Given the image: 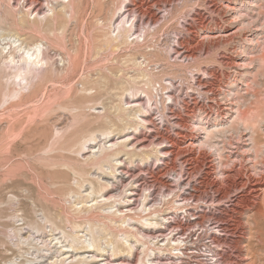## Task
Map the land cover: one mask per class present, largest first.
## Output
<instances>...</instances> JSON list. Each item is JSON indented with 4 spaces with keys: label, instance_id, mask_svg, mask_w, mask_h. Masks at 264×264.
I'll return each mask as SVG.
<instances>
[{
    "label": "rangeland",
    "instance_id": "rangeland-1",
    "mask_svg": "<svg viewBox=\"0 0 264 264\" xmlns=\"http://www.w3.org/2000/svg\"><path fill=\"white\" fill-rule=\"evenodd\" d=\"M67 1L54 2V8L61 11ZM40 2L44 10L52 6L50 3L48 8L45 0ZM121 3L122 0H79L77 20L66 19V26L56 29L55 34L49 29L57 25H48L45 21L40 22L36 32L15 26L13 32L17 37L29 42L42 39L44 48L49 47L54 80L42 82L41 92L24 100L16 94L10 95L18 86L9 78V69L3 70L0 77V264H27L26 261L35 259L37 249H43L46 243L50 244V250H44L40 255L45 253L41 260L46 262L42 264H50L55 250L52 238L62 237L63 230L66 234H74L73 223L80 224L81 229L88 226V222L104 225V233H117L118 230L108 220L100 217L98 210L85 215V212L80 214L72 209L75 204L82 206L87 199L100 198L101 185L115 180L109 170V162L101 166L103 169H98L97 163L90 161L100 156L102 145L109 146L127 138H130L128 143H138V148L131 158L126 153L118 156L126 163L119 172L126 167L125 170L135 175L128 178L123 174L124 184L139 179L143 184L140 189L144 191L151 187V205L161 203L162 193H169L171 189H183L187 193L193 187L199 188L202 196L192 205H198L199 210L205 208L209 217H217L216 225L227 228V233L221 236L224 240L218 246L224 264H264V172H259L262 168L264 171V158L251 162L254 154L247 150L250 148L249 129L242 127L256 126L258 129L260 126L262 131L257 137L259 143H264V0H177L176 3L162 0L160 10L156 6L153 8L158 11L160 20L150 28L151 47L145 51L148 52L147 57L157 62L154 71L159 78L165 79L160 83L168 89L159 91V97L154 90L155 107H152L150 115L156 126L138 130L129 126L133 122L130 118L133 108H127L130 104L125 103L132 100L131 92L126 89L131 86V76L137 75L133 60H129V55L136 49L132 47L131 50L125 44L118 47L112 43L109 46L108 42L110 35L118 32L117 26L122 18L118 19L120 10L117 12V9ZM6 6L7 0H0V10ZM147 6H142L143 11L137 18L140 25L138 34H143L144 27L150 25V7ZM199 12L206 17L204 25L197 19ZM34 16L35 13L31 18ZM191 27H195L194 32L188 30ZM57 36L60 44L54 41ZM5 42L0 33V43ZM175 48L192 54L196 62H192L193 58L183 62L184 59L178 58L180 54L174 53ZM70 58L76 60V67L69 63ZM204 70L216 71V75L202 72ZM199 73L204 82H211L203 93L202 87L195 88ZM156 88H159V83H156ZM169 90L175 101L165 99ZM25 91L28 92L29 88ZM188 96L200 98L199 101L209 105L206 106L209 115L220 112V119L225 124L235 116L234 109L240 107L244 112V121L239 120L232 125L239 131L231 130L224 136L233 145L228 148L230 151H224L222 162H233L224 169L227 177L223 179L218 175L220 168L214 154L206 148H198L204 134L193 127L194 114L186 113V108H183L184 101L189 102ZM155 98L159 101L158 106ZM144 101L148 104L147 97ZM99 106L101 108L95 109ZM168 107L176 112L182 111L187 129L173 123L174 117L169 115ZM212 122L213 119L210 124ZM104 131H109V135H104ZM159 132L169 133L175 138L174 142L162 141L166 151L162 160L153 157L142 162L144 152L152 151L153 142L160 141L157 137ZM238 133H242V140ZM94 135L96 140L92 147L81 151L83 143ZM174 162L177 170L162 171ZM160 170L169 186L158 183L156 176ZM231 181H237L238 187L230 192ZM92 189L94 193L89 198L88 193ZM221 195L225 197L218 198L220 202L213 204L212 199ZM245 196L248 203H243L244 209L237 208L242 200L245 201ZM141 199L137 196L136 208L141 207ZM162 209L169 217L176 216L170 204ZM47 215L56 225L51 227L44 221ZM215 221L208 218L204 222H209V225ZM33 225L39 227V232L33 230ZM168 233L166 231L165 235ZM30 234L35 239L31 244L25 241ZM196 243L203 248L206 238ZM129 260H132L130 264H135L133 258Z\"/></svg>",
    "mask_w": 264,
    "mask_h": 264
},
{
    "label": "bare ground",
    "instance_id": "bare-ground-1",
    "mask_svg": "<svg viewBox=\"0 0 264 264\" xmlns=\"http://www.w3.org/2000/svg\"><path fill=\"white\" fill-rule=\"evenodd\" d=\"M45 1L48 2V8L50 7V3H52L51 8H49L48 10H44L42 8V3L40 2V0H23L22 3L21 0H7L6 8H4V10H0V33L3 40L7 41L3 44L0 43V77L2 76L3 70L6 69L10 70L9 78L13 79V83H17L18 89L15 92L12 91L11 94L10 93L9 94L11 96L16 94L17 96H19L20 99H24L27 96L32 97L33 95L40 93L41 92L40 87L42 82L54 80L53 78L54 68H53V63L50 62L52 57L48 54V50H47L49 47L46 49L44 48L45 44L42 41V39L33 40L29 42L26 39L17 37L16 33L13 32L15 30V26H21L22 29L24 28L30 31H35V30L38 31L39 30L38 25L40 24V22L45 21L46 23H48V25L49 23L57 25V27L53 26V29H49L50 31H53V33L55 34L56 29L58 30L62 28V26L63 27L66 26L65 22L67 20H73V21L77 20V14L79 11V4H78L79 0H68L66 3L64 2L63 4L65 5L61 11H58L54 8V2H59V0H45ZM176 1L177 0H170V2H175V3ZM161 2L162 0H153V1L122 0V3L117 9V12L118 10H120L118 19L122 18L119 25L117 26L118 32L117 34L114 33L116 34L114 36L110 35V39L108 38V42L110 44L109 46H111L112 43L116 44L113 46H118V47L119 45L125 44L126 46H129L130 49L132 47L136 49L135 52L129 55L130 57L129 60L131 61L133 60L134 67L137 70V75L131 76V78L129 79L131 81L130 82L131 86L126 89V91L131 92L132 100L131 101L127 100V102H125L126 104H130L127 108H133L130 113L131 116L130 118L132 119L133 122L132 124H129V126L131 125L134 126L136 130H138L140 127H146L152 125L154 127L156 126L155 121L151 118L150 115V111L152 107L155 105V103H153L154 90L156 89L158 96L159 91H166V89H168V87L162 85L161 84L162 82L160 81V80L164 81L165 79L162 77L159 78L158 74H156V71H154L153 67L154 65H156L157 62L151 59L150 57H147L148 52L145 51V49L151 47L149 44L150 42L149 37L152 34L150 32V28L152 25L156 24L160 20L158 11H156L155 9L157 8L160 10L162 8L160 5ZM142 4L143 5L146 4L150 7V10L148 12L149 14L148 21L150 22V25L148 28L144 27L143 34H138L139 32L138 28H140V25L138 24L137 18L139 19V14L140 12L142 13L143 11ZM155 6L156 8L153 9ZM184 6H186V4H184ZM167 8L168 6H166V10ZM117 12H115L114 15H117ZM34 13L35 16L31 18V16ZM133 17L134 19L130 23V20ZM197 19H200L202 24L205 23L206 21V17L201 12L198 13ZM128 23H130V26L127 25ZM145 23L146 22H144L143 24L145 25ZM154 29L158 30L156 28ZM188 30L194 32L195 27L188 28ZM153 32L155 33V31ZM134 35L136 36L133 37ZM59 38L60 37L57 36L56 40H54L58 44H60ZM49 40L53 42L51 39ZM182 43L180 42L179 44ZM174 53L180 54L178 58L184 59L183 62H185L186 59L188 58L192 59L194 57L192 54L185 52V50L181 51L177 48L174 49ZM69 60L71 61L69 63H72V67L77 66L76 60H72L71 58ZM192 62L193 63L196 62V59L194 61L192 60ZM199 63L197 65H199ZM191 68H193V66ZM202 72L210 73L207 70H204ZM215 72L216 71H213L212 73L216 75ZM38 74H39L38 80L34 82L33 80L35 79V77H37ZM164 74L161 73V75ZM168 74L169 73H167V75ZM156 83H159V88H156ZM209 84H211V82L208 83L204 82L201 73H199L198 77L196 78L195 88L202 87L201 92L203 93V91L204 92L206 91ZM146 86H148L147 89ZM150 86L153 87L150 88ZM28 88L29 91L26 92L25 89ZM170 93L172 92L169 90L166 93L168 95L167 96L168 98L165 97L164 98L167 100L172 99L175 101L173 94ZM206 94H210V93H206ZM146 97L148 104H146V101H144V98ZM190 97H189V102L184 101L185 107H183L184 105L182 107L186 108L185 110L186 113L194 114L193 127L196 128L198 131H200L202 134H204L203 138H201L200 142L197 144L198 148L199 149L206 148L214 154L215 159L218 160L217 162L220 168V170L218 171V175H220L221 178L223 179L227 177L225 172L226 170L224 171V169L227 168L229 165H231L233 162V160L231 161L230 164L228 163L225 164L224 162H222L224 151L225 152L230 151L228 150V148H230L233 145V143L229 140L227 141V139L224 136L226 135V133L227 134L228 132L230 133L231 130L239 131L236 129V126L234 127L232 125L238 122L239 120L244 121L245 118L244 112L240 109V107L234 110L232 108L233 110L232 112L233 114H235V116L231 121L228 122L229 126H227L228 123L225 124L224 122H222L223 120L220 119L221 117L220 112H216L213 113L212 115H209V113L206 110L207 108L206 106L209 105H206L204 102L199 101L200 98L198 100L193 96ZM159 99H161V97L158 98V100ZM158 100H156L157 106H158L157 103ZM160 104L163 103L160 102ZM99 108L101 107L100 106L95 107V109H99ZM168 109L169 112L171 113L169 115L174 117L173 123L175 125L184 126L185 129H187L186 127L187 124L184 125L185 121L182 115L183 114L182 111L178 110L176 112L172 107H168ZM214 114L216 116L213 118ZM103 117L108 118L106 117V115H104ZM212 119L213 122L212 124H210ZM242 127H244V130L249 129L250 148L247 150H249L250 152L252 151L251 154H254V157L251 158L252 159L251 162L253 161V159L256 162L258 161V159H263L264 143H259L257 137L260 134V131H262V128L258 126L259 129L258 130L256 126H242ZM109 133H110L109 131L103 132L104 135L105 134L109 135ZM241 134L242 133L239 134L240 140L243 139V136ZM155 136L154 138H156ZM157 137L158 140L160 141L157 143L153 142L152 151L148 153L144 152L143 155L144 157L141 158L142 162L148 161L153 157H156L157 160H162L163 159L162 157L166 153L165 147L161 145L162 141L163 142L165 141L167 143H172L175 140V138L171 136L169 133H160L159 136ZM179 137H183V135H180ZM95 140H96L95 135L91 136L89 140L83 143L81 151H83L86 148L90 149L94 144L93 141ZM129 140L130 138H127L121 141L113 142L109 146L102 145L100 156L91 158L92 161L90 162L94 164L97 163V165L99 166L98 169H103V167L101 166L104 163L109 162L112 168L111 169L109 167V170L111 171V174L113 175L115 180L101 185L102 191L99 192L100 198L97 199L92 198L90 200L87 199L85 204H83L82 206H78L77 204H75L72 209L74 212H80V214L82 212H85V215L87 213L93 212L94 210H98V212L100 213L99 214L100 217H103L104 219H106V221L108 220L118 230L117 233H113L112 231L104 233L106 229L104 225H97L88 222L87 223L88 226H86L84 229H81L80 224L73 223L72 228L73 230H75L74 234L72 235L66 234L63 230L62 232L64 235L62 237L55 236L54 238H52L51 244H54L55 250L51 257L50 264H126V261L131 258L135 260L134 262L135 264H175L174 259L181 258L184 256H186L187 258L190 257V253L188 252V250H193L194 245L198 246V243H196V241H194L193 239V237L196 235H199V238L205 237L212 240V243H215L217 247L220 245L219 243L221 242V240L222 241L224 240V238L221 239L222 238L221 236L224 232L227 233L226 232L227 228L223 225L215 224L217 222L215 221L217 217H213L215 215L209 217L208 216L209 214L207 213L208 211L205 210V208L199 210L198 205L196 206H194L195 204L192 205V203L194 202L196 203L197 198L202 196L203 192L199 188L196 189L195 187H193L192 191L186 190L187 191V193L185 192L186 194L184 193L183 189H179L178 191L175 190V188L171 189L169 193H165V192L162 193L161 203H153L151 205L150 204L151 202H149V199L153 195L152 191L149 190L151 187L150 188L147 187L143 191L142 188L140 189V187H143L142 186L143 184L140 183L139 179H135V180L133 179L128 184L127 183L124 184L125 183L124 175L128 176V178L134 177L135 175L131 173L129 170H125L127 169L126 167L121 170V173L119 172L122 166L123 167L126 166V163H124V159L119 160L118 156L122 153H126L127 155H130L131 158L135 154L134 150H137L138 148L137 142H140L137 140L136 142L137 144L135 143L132 144L131 141L130 142L131 145H130V143H128ZM89 142L90 144H87ZM225 143H227L228 146ZM166 166L164 167V169H162V171L163 170L175 171L177 165L174 162L169 164L167 167ZM253 166H255V169L258 168L257 165H255V163ZM262 169L259 172H264ZM194 170L195 169H192L191 171ZM162 171L160 170V172L157 173L156 176L157 181L159 184L163 186H169L167 179L165 180L162 178L164 175V174L162 175ZM98 178H100V176H98ZM204 180L202 181V183L204 182ZM180 181L179 184L181 183ZM122 186L124 188H122ZM237 187H238V182L231 181L229 185L230 192L232 189ZM180 190H183V192ZM93 193H94L93 189L89 191L88 193L89 198ZM224 195H221L217 198L214 197L212 199L213 204L220 202L218 198H224L225 197ZM137 196L139 197L141 196L142 198L140 204L141 207L139 208H136L134 206L136 201H138ZM244 199L245 201L242 200L243 202L239 203L238 206L236 205L237 208L244 209L243 203L244 202L248 203L249 201L247 196H245ZM169 204L171 205V208L174 209L175 211L174 214L176 216H180V215L185 216L184 217L185 221H183L184 222L183 224L181 223L176 224V222L173 220V218H175L174 215L169 217L168 213H165V211L162 209L164 208L165 205H169ZM204 204L206 205V203ZM192 208L193 209L195 208L197 210H193ZM177 211H179L180 213ZM94 218L95 217H93V219ZM208 218L210 219V221L214 220L215 222L214 223L211 222L208 225L209 222H204ZM190 219H192V221ZM44 221L49 222L51 227L56 225L54 220L50 218L48 215L45 216ZM33 227H34L33 230L37 229V231L39 232L40 229L37 225L35 226L33 225ZM59 229L60 228H58V230ZM166 231H169L167 235H165ZM33 234H30L28 235V237L25 238V241L29 242V244H31L35 240L33 238ZM49 245L50 244L46 243L44 244L43 249H37L38 255H36V258L28 260L26 261V263L42 264L46 262L45 260L44 261L41 260L44 257L45 253H43L42 255H40V253L44 252V250H50V248H48ZM218 251H220V249ZM220 264H224V261L223 263Z\"/></svg>",
    "mask_w": 264,
    "mask_h": 264
},
{
    "label": "built area",
    "instance_id": "built-area-1",
    "mask_svg": "<svg viewBox=\"0 0 264 264\" xmlns=\"http://www.w3.org/2000/svg\"><path fill=\"white\" fill-rule=\"evenodd\" d=\"M173 220L176 222V224H183L185 221V216H174ZM203 237L199 238V235H196L193 237L194 241L201 240ZM219 248L215 245V243H212V240L206 238V244L203 245V248H201V245L198 244V246L194 245L193 250H188L190 253V257H181L174 259L175 264H220L223 263V257L221 255L222 251H218ZM130 261L127 260L126 264H130Z\"/></svg>",
    "mask_w": 264,
    "mask_h": 264
}]
</instances>
